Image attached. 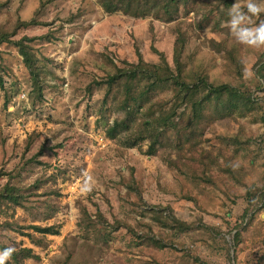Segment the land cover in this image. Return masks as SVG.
Masks as SVG:
<instances>
[{"label":"rangeland","instance_id":"374dc122","mask_svg":"<svg viewBox=\"0 0 264 264\" xmlns=\"http://www.w3.org/2000/svg\"><path fill=\"white\" fill-rule=\"evenodd\" d=\"M150 1L139 0L145 12L136 16L135 3L107 13L100 0H0V33L11 40L0 44V169L19 168L29 140L35 148L26 157L46 142L62 145L38 157L42 165L21 171L27 188L49 178L38 190L22 191L26 207L0 213V244L36 256L22 264H264V102L256 74L264 47L238 43L228 19L215 25L228 10L223 0H188L173 19L145 8L164 0ZM178 28L187 33L185 80L208 76L214 85L252 93L258 105L246 118L216 116L196 128L182 108L181 130L160 133L150 155V141L137 138V115L136 123L110 132L126 118L125 87L109 90L105 80L140 58L160 64L164 57L173 67ZM20 40L40 67L44 100ZM225 41L228 48L240 45L241 75L216 44ZM173 88L160 87L152 100L172 99ZM7 180L0 178V188ZM251 190L257 199L245 217ZM83 208L95 222L88 228ZM172 215L196 227L184 233L165 228L161 222ZM33 226L59 233L42 235Z\"/></svg>","mask_w":264,"mask_h":264},{"label":"trees","instance_id":"16d2710c","mask_svg":"<svg viewBox=\"0 0 264 264\" xmlns=\"http://www.w3.org/2000/svg\"><path fill=\"white\" fill-rule=\"evenodd\" d=\"M151 3L150 0H147ZM226 8H230L233 4V0H223ZM102 7L107 13H114L118 11L120 5L122 8L128 7L135 3L137 5L134 15L140 16L144 8L139 9L141 6L139 0H100ZM149 3V5H150ZM188 0H164V3L153 2L154 5L146 6L147 9L155 10L158 14L159 11L163 10L172 19L178 13L180 4L186 5ZM145 6V5H144ZM143 6V7H144ZM148 11V10H146ZM223 18H216L215 25L219 27L221 21L229 19L227 13L221 12ZM261 20L257 19L254 24L264 20V14H260ZM214 23V22H213ZM212 24V20L208 21V25ZM178 38L175 41L174 46V66L172 67L164 57L163 62L160 64H147L142 58L136 65H130L132 68H119L118 73L114 75H107L105 83L108 85L109 90L114 86H119L124 82L125 87V98L122 101L121 109L126 113V118L121 122H116L110 126V132L115 133L120 127H128V122L133 120L136 123L137 115V138L141 141L149 140L150 149L149 154H156V147L161 143L159 140L160 133L167 131L179 132L181 129L178 124V114L180 109L185 108L188 112V118L190 120V127L196 128L202 125L205 121H210L213 124L217 118L223 120L226 118L232 120H238L240 118H246L250 116L256 109L258 102L257 98L252 96V93L244 92L237 87H233L229 84L214 85L209 82L208 76H197L194 81L188 82L183 77L185 70L183 60L184 52L187 45V33H183L181 28H178ZM11 42L9 36L0 33V44ZM220 50H225L228 58L231 59L232 63L236 66L238 74H242L243 63L240 60L239 52L240 45L238 43L233 44V47L228 48V42L216 43ZM20 47V52L23 55L26 67L30 70L31 80L35 88H39L40 99L44 100L45 96L41 86V74L38 71L40 67L37 64V60L34 58L33 53L29 47L24 44L22 40L17 42ZM256 69V74L260 79V89L263 91L262 102H264V48L259 53ZM0 81L2 78L0 76ZM169 85L173 86V97L172 99H153L155 92L162 86ZM264 106V103H262ZM264 122V117L261 118ZM193 131H191L192 133ZM196 135H193L191 141H196ZM197 143V142H196ZM197 145V144H196ZM34 140H29L26 144V149L22 154V161L19 163V168H15L14 172H7L0 169V178L7 175L8 180L0 188V213H3V209L6 207H26L29 196L22 193L26 190H38L48 181V177H41L34 181L30 187H25L19 180L21 178V171L26 170L29 166L34 164L42 165L38 157L43 156L47 152L52 153L53 151L61 148V144L58 143L52 147H49L47 142L37 148V153L33 156L26 157V154L30 153L34 147ZM54 155H57L54 153ZM45 165V164H44ZM49 164H46L48 166ZM263 193V190L260 191ZM249 196V207L245 211V217L255 207V200L257 196H252V190L248 193ZM264 196V195H263ZM262 196V197H263ZM260 197V201H262ZM264 207V204H263ZM83 221L85 226L87 224L93 226L91 216L87 209H82ZM101 220V216L97 215V218ZM244 218V217H243ZM95 223V222H94ZM9 223H6L8 225ZM165 228L175 230L178 233L188 232L196 226L188 224L181 220H178L175 216H169L166 222H161ZM96 225V224H95ZM11 226V225H9ZM33 228L42 235H57L58 230L53 226L41 227L33 226ZM237 240L240 239L241 233L238 232L235 236ZM150 241L164 245L162 239H158L154 236H148ZM9 247L5 244H0V248ZM26 258H36L33 251L28 248L15 250L11 261L15 264H22Z\"/></svg>","mask_w":264,"mask_h":264},{"label":"clouds","instance_id":"9594fccd","mask_svg":"<svg viewBox=\"0 0 264 264\" xmlns=\"http://www.w3.org/2000/svg\"><path fill=\"white\" fill-rule=\"evenodd\" d=\"M262 13H264V0H235L227 10L229 19L225 24L238 43L252 48L264 47V20L257 24L252 20ZM247 75L245 70V76ZM87 186L86 183L85 187ZM14 252L13 247L0 250V264H6Z\"/></svg>","mask_w":264,"mask_h":264}]
</instances>
